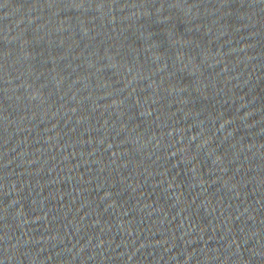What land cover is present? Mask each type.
<instances>
[{"label": "water", "instance_id": "water-1", "mask_svg": "<svg viewBox=\"0 0 264 264\" xmlns=\"http://www.w3.org/2000/svg\"><path fill=\"white\" fill-rule=\"evenodd\" d=\"M0 264H264V0H0Z\"/></svg>", "mask_w": 264, "mask_h": 264}]
</instances>
